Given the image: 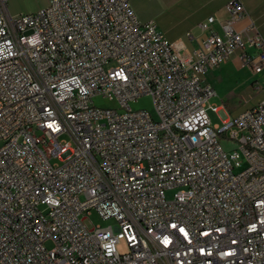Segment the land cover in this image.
<instances>
[{
	"label": "built area",
	"instance_id": "2783aa9c",
	"mask_svg": "<svg viewBox=\"0 0 264 264\" xmlns=\"http://www.w3.org/2000/svg\"><path fill=\"white\" fill-rule=\"evenodd\" d=\"M7 1L0 264H264V97L231 116L203 80L235 53L264 73V37L252 20L235 26L249 17L242 0L197 23L189 51L130 0H48L15 16ZM141 96L153 112L130 106Z\"/></svg>",
	"mask_w": 264,
	"mask_h": 264
},
{
	"label": "rangeland",
	"instance_id": "374dc122",
	"mask_svg": "<svg viewBox=\"0 0 264 264\" xmlns=\"http://www.w3.org/2000/svg\"><path fill=\"white\" fill-rule=\"evenodd\" d=\"M48 0H8L7 14L15 16L35 12L47 5ZM135 8L139 13L138 18L141 21L151 20L154 16L159 19L163 18V13L170 11L171 0H133ZM251 77V73L246 68H240L235 61H225L216 66L210 67L203 75V80L210 83L214 90L215 96L211 97L210 102L213 104H223L229 115H236L243 110L251 107L259 98V93L245 80ZM94 103L97 106H110L113 104L104 98H95ZM133 109H144L153 112V103L150 96H141L130 103ZM209 116L213 123L220 122L217 113L209 111ZM224 148L230 150L233 146L222 141ZM173 190L166 191V197L170 198ZM94 224L102 227L107 226L111 221L101 219L95 211L89 216ZM45 245L50 248L52 244L48 241ZM116 247L120 253L128 252V247L124 240H119Z\"/></svg>",
	"mask_w": 264,
	"mask_h": 264
},
{
	"label": "crops",
	"instance_id": "0c3cea01",
	"mask_svg": "<svg viewBox=\"0 0 264 264\" xmlns=\"http://www.w3.org/2000/svg\"><path fill=\"white\" fill-rule=\"evenodd\" d=\"M171 1L170 11L166 14H162L165 19H159L154 16L151 20L144 22H153L167 40L174 43H182L184 49L188 51L198 45L205 35V33L197 28V23L205 20L210 15H213L219 22H223L228 17L225 4L229 0ZM242 2L249 13V17L237 21L235 24L236 28L242 30L249 24V20H252L258 31L264 37V0H242ZM130 5L138 17L139 13L135 8L133 0H130ZM215 26L219 29L218 24ZM187 32L191 33L192 39L186 36ZM227 61H235L240 66L238 53L233 54ZM240 68L243 67L240 66ZM248 71L251 73V77L245 80V84H249L253 89L256 81L264 85V73L253 74L250 70ZM255 91L259 93V98L255 102L257 103L264 97V89Z\"/></svg>",
	"mask_w": 264,
	"mask_h": 264
}]
</instances>
